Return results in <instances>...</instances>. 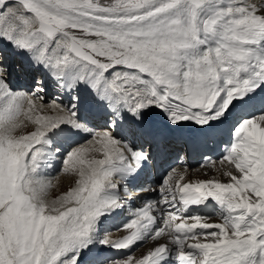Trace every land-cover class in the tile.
Returning a JSON list of instances; mask_svg holds the SVG:
<instances>
[{
    "label": "snow or ice",
    "instance_id": "obj_1",
    "mask_svg": "<svg viewBox=\"0 0 264 264\" xmlns=\"http://www.w3.org/2000/svg\"><path fill=\"white\" fill-rule=\"evenodd\" d=\"M14 74L29 81L27 91L13 89ZM47 81L66 90L67 105L45 103ZM81 90L106 112L104 130L81 116ZM258 96L264 0H0V264H81L96 244L129 253L104 264H264ZM38 105L57 115L33 118ZM153 109L172 128L192 124L205 135L239 109L216 169L230 182L186 181V172L171 169L157 187L139 190L159 198L116 229L127 234L101 238L104 221L123 211L118 189L150 155L129 143L122 123L135 136ZM21 115L35 127L18 136ZM66 130L91 136L104 159L87 160L84 146L62 152L57 140ZM60 158L53 177L48 170ZM60 174L79 179L51 200ZM210 202L221 223L201 213ZM148 241L145 254H131Z\"/></svg>",
    "mask_w": 264,
    "mask_h": 264
},
{
    "label": "bare ground",
    "instance_id": "obj_2",
    "mask_svg": "<svg viewBox=\"0 0 264 264\" xmlns=\"http://www.w3.org/2000/svg\"><path fill=\"white\" fill-rule=\"evenodd\" d=\"M16 75H17V74H16ZM18 76H19V75H18ZM21 77H22V76H21ZM15 86H17V85H15ZM52 86H53V85L47 81V93H46L45 97H49V96H50V93H51V91H52ZM17 87H18V86H17ZM81 91H84V90H81ZM63 92L66 93L65 91H63ZM57 95L61 98V95H59V94H57ZM86 95H87V96H90L88 92H86ZM67 98H68V97H63L61 100H56V99H54V100H56V101H62L65 105H67V104H68V101H66ZM262 100H264V96H258V97H257V99H256V101H255V107H256V108H260L261 106H264V105H261V104H260V102H261ZM81 103H83V102H81ZM258 104H259L260 106H258ZM37 109L41 111V109H40L39 107H37ZM43 109H44L45 111H51V110H52V109L47 108V107H45V108H43ZM237 110H239V109H233V111H232V113L230 114V116L232 117V116L236 113ZM52 111H53V110H52ZM155 112H159L160 114L163 115V113H161L159 110L153 109V110L148 114L147 118H149V119H150V118H153ZM54 113H56V112L54 111ZM21 118H22V117H21ZM86 120L88 121V118H86ZM92 120H93V119L90 120V124H89V127H90V128L92 127L93 122H94V121H92ZM17 122L19 123V127L17 128V132H16V134H17L18 136L22 134L21 132H22L23 130H24V132H27V131L29 130V128H27V127H25V128H22V127H21V128H20L21 125L23 126V123H21V122H19V121H17ZM22 122H24V125H25L26 123H29V122H25V120L22 121ZM32 127H33V126H32ZM192 128H194V127H192ZM231 128H232V127L227 126L226 121H225L224 123L218 125L217 128H216L214 131L210 132V133L207 134V135L201 133L200 131H195V130H193V131H192V137L195 138V139H198L199 142H201L203 145H205V144H206V143H205V141H206L205 138H206V137H214V138H215V136L213 135L215 131H218V132H220V133L223 134V135H231V131H230ZM27 129H28V130H27ZM97 131H101V128L98 129ZM20 133H21V134H20ZM81 134H83V132H80L79 134H76V133H75V130H66L65 134L57 140V144L60 146L61 151L63 152L64 149H67V148H68L69 146H71L74 142L78 143V142L82 139V137H81V138H77V137H79ZM70 135H73L74 137H70ZM87 136H89V135L85 133V137H84V138H86ZM73 138L76 139V141H74ZM76 143H75V144H76ZM201 143H198V141H196V144H198V146H200ZM91 146H92V145H91ZM94 148H95V147H94ZM91 150H94V149H91ZM92 152H93V151H92ZM87 153L89 154L90 152H87ZM97 153H98V155H97ZM89 155H90V154H89ZM94 157H96V158H100V157H101V159H104V155H103V153H102V152H98V151L95 153ZM91 158H93V157H91ZM91 158H90V159H91ZM87 159H88V157H87ZM60 165H61L60 159L55 160V162H54V164H53V167L50 168V169L48 170V172H49L50 170H52V172H50V173H54L55 170H56L57 168L60 167ZM221 167H222L221 164H214V165H212L210 168H205V169H204L205 171H204V170H201V171H195V172H193V171H191L189 168H185V169L178 170V171H180V172H186V177H185V180H186V181H198V180H207V179L216 178V179H219V180H220L221 182H223V183H228V182H230V178H229V177H225V176L222 175V173H218V172L216 171L217 168H221ZM223 167L231 168V170L233 171V173L238 175V173L235 172V168H234V166H230V165H228L227 162L224 163ZM166 175H167V174L164 175V178L166 177ZM60 176H61V175L58 176V179L60 178ZM67 179H69V180L67 181V184H71V183H73L74 181L76 182V180H78L79 177H78V176H75V177H73V176H69V178H67ZM60 181H62V180H60ZM63 181H64V180H63ZM53 184H54V182H53ZM67 184H66V185H67ZM58 185H59V184H58ZM71 186H72V184H71ZM71 186H70V187H71ZM155 187H157V185H154V184L151 183V184L147 185L145 188H155ZM68 188H69V187H68ZM50 189H51V188H50ZM50 189H49V193H51V191L54 190V189H52V190H50ZM125 189H127L128 193H131V194L134 193L133 190H132V189H129L126 185H124V191H125ZM56 191H57V190H56ZM58 191L60 192L61 189L59 188ZM58 191H57V192H58ZM63 193H64V192H63ZM65 194H66V193H65ZM53 195H54V194H53ZM61 195H62V193H61ZM133 195H135V194H133ZM140 196H141V199H138V200H140V202H139V204H138V208L143 206V203H144L145 200L158 199V195H157V194H154V193H151V192H143L142 194H140ZM50 197H51V196H50ZM127 197H128V198H126V200H129V195H128V194H127ZM213 207L216 208V210H217L216 213L213 212ZM135 209H136V207H135ZM200 211H201V213L204 214V215H206L207 213H209V217H210L209 222H211V223H221V222H222V218H221V216H220V214H219V206L216 205L215 202H210V203H209V206H208L207 208H201ZM121 214H122V213H121ZM119 218H120V217H119V214L116 215V216H113L112 218L110 217L109 219H106V220L104 221V223H103V225H102L101 227H102L104 230H105V227L110 228V227H114V226H115L116 228H118L119 225H121L123 222L125 223V222H127L129 219H131V214L126 215L125 218L122 219V220H119ZM121 221H122V223H121ZM116 228L113 229V230H115L116 233H117V235L114 237V239L122 238L123 235L127 234V232H126L125 230L117 231ZM104 230H102V232H103ZM102 232H101L100 235H103ZM106 235H107V234H106ZM142 243H145V244L147 243V246L144 247V250H143V251H135V252H133V250L135 249V246H134V248H133L131 254H133V255H135V256H141L142 254H145V253H146L151 247L154 246L153 243H152L151 241H148V242H142ZM145 244H143V245H145ZM143 245H142L140 248H142ZM98 247H99V248H98ZM96 253H101V254H99V255H100V256H103V257H104V256H111V257H114V258H123L124 256H126V254H129V253H127V252H117V251L114 250V249H108V248H105L104 246H101V245H99V244H96L95 246H93V247L91 248L90 251H87V252L85 253V255L87 256V259H90V260H91V263H92V261H93L94 259H97V258H98V255H97ZM87 259H86V260H87ZM91 263H90V264H91Z\"/></svg>",
    "mask_w": 264,
    "mask_h": 264
},
{
    "label": "rangeland",
    "instance_id": "obj_3",
    "mask_svg": "<svg viewBox=\"0 0 264 264\" xmlns=\"http://www.w3.org/2000/svg\"><path fill=\"white\" fill-rule=\"evenodd\" d=\"M102 2H103V0H102ZM44 109H41V111H43ZM40 110H38V109H34L32 112H41ZM34 118V117H33ZM25 122H29L28 120H25ZM23 123V126L21 125L20 126V128L22 127V128H25V127H27V128H29V130L31 129V128H33V130H34V125L33 124H31V122H29V123H26L25 125H24V122H22ZM33 126V127H32ZM28 130V129H27ZM28 130V131H29ZM16 132H17V130H16ZM21 133H25L24 132V130L21 132ZM20 133V134H21ZM29 132H27V133H25L24 135H26V134H28ZM17 135V134H16ZM92 139V137L91 136H89L87 139H86V141L85 142H83V143H81V144H79L80 146H84V147H86V148H88L89 150L87 151V152H90L89 154L88 153H86V156H85V158L87 159V157H88V159L87 160H89L91 157H94V155H95V153L97 152V151H95V150H91V149H95V148H99L100 146H98V145H95V144H88V141H90ZM92 145V146H91ZM72 147V146H71ZM95 147V148H94ZM93 151V152H92ZM98 152H102V151H98ZM103 153V152H102ZM97 155H98V153H97ZM93 159V158H92ZM91 159V160H92ZM100 159H101V157H100ZM69 176H73V177H75V176H78L77 174H63V175H61L60 176V178L58 179V183L55 181L54 182V186L53 187H51V189L50 190H52V189H54L53 191H51V193H49V191H48V198L49 199H51V200H54V199H56L57 197H60V196H62L61 195V193H62V191H64L65 189H67L68 187H70L71 186V184L73 185L74 183H75V181L73 182V183H71V184H67V181L69 180V179H67V178H69ZM60 180H62V181H60ZM64 180V181H63ZM59 184V185H58ZM67 184V185H66ZM74 187H76V183L74 184V186L72 187V188H74ZM59 188L61 189V191L59 192L58 190H59ZM58 192H57V191ZM70 190V189H69ZM69 190H67V191H65L64 193H67ZM54 194V195H53ZM51 196V197H50ZM103 229V228H102ZM104 230V229H103ZM102 232V231H101ZM101 232H100V234H101ZM107 234V236H113L114 235V231L113 230H108V229H106L105 230V235ZM117 235V233L115 234V236ZM127 255V254H126ZM86 259H87V256L84 254V256L82 257V259L81 260H84V261H86ZM81 264H84L83 262H81ZM90 264V263H89Z\"/></svg>",
    "mask_w": 264,
    "mask_h": 264
}]
</instances>
